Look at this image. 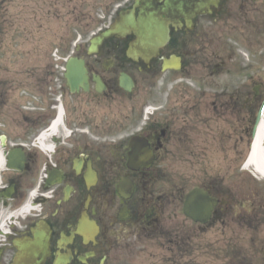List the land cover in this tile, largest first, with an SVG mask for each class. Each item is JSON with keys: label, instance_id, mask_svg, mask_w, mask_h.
<instances>
[{"label": "flooded vegetation", "instance_id": "1", "mask_svg": "<svg viewBox=\"0 0 264 264\" xmlns=\"http://www.w3.org/2000/svg\"><path fill=\"white\" fill-rule=\"evenodd\" d=\"M160 17L168 32L146 49L131 31L88 52L107 26L61 46L85 70L74 90L67 61L0 75V264L37 223L45 264H264V177L244 164L264 0Z\"/></svg>", "mask_w": 264, "mask_h": 264}, {"label": "rangeland", "instance_id": "2", "mask_svg": "<svg viewBox=\"0 0 264 264\" xmlns=\"http://www.w3.org/2000/svg\"><path fill=\"white\" fill-rule=\"evenodd\" d=\"M117 2L54 0L48 11L43 0H0V75L8 69L31 74L56 50L66 53L61 46L83 42L88 27L107 24Z\"/></svg>", "mask_w": 264, "mask_h": 264}, {"label": "water", "instance_id": "3", "mask_svg": "<svg viewBox=\"0 0 264 264\" xmlns=\"http://www.w3.org/2000/svg\"><path fill=\"white\" fill-rule=\"evenodd\" d=\"M140 2L137 14L134 9L120 10L107 31L95 36L91 40L89 51L97 49L103 41L110 36L123 35L131 30L134 31L137 39L133 42L141 47H150L159 43L167 32L166 24L160 18V14H165L172 20L177 16L186 19L195 13L203 12L215 0H135L134 5ZM81 63L74 62L70 58L65 74L68 83L73 85H83L85 78ZM199 196L193 191L190 198ZM32 237H25L14 244L17 252L11 264H45L49 254L48 232L46 228L39 226V223L31 229Z\"/></svg>", "mask_w": 264, "mask_h": 264}, {"label": "bare ground", "instance_id": "4", "mask_svg": "<svg viewBox=\"0 0 264 264\" xmlns=\"http://www.w3.org/2000/svg\"><path fill=\"white\" fill-rule=\"evenodd\" d=\"M264 140V119L261 121L256 136L253 139L251 151L245 166L254 173L264 177V150L262 141Z\"/></svg>", "mask_w": 264, "mask_h": 264}]
</instances>
